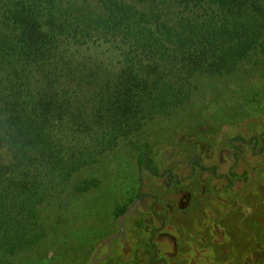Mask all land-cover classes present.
<instances>
[{
  "label": "trees",
  "instance_id": "1",
  "mask_svg": "<svg viewBox=\"0 0 264 264\" xmlns=\"http://www.w3.org/2000/svg\"><path fill=\"white\" fill-rule=\"evenodd\" d=\"M258 10L264 0H0V264H29L49 236L43 209L189 100L196 73L264 53ZM137 165L160 177L147 157Z\"/></svg>",
  "mask_w": 264,
  "mask_h": 264
},
{
  "label": "rangeland",
  "instance_id": "2",
  "mask_svg": "<svg viewBox=\"0 0 264 264\" xmlns=\"http://www.w3.org/2000/svg\"><path fill=\"white\" fill-rule=\"evenodd\" d=\"M261 37L264 25L259 43ZM191 80L196 90L189 100L120 139L43 209L49 236L29 264L262 259L264 53L230 74L215 69ZM140 156L160 177L138 167ZM83 181H93L94 188L75 194Z\"/></svg>",
  "mask_w": 264,
  "mask_h": 264
}]
</instances>
